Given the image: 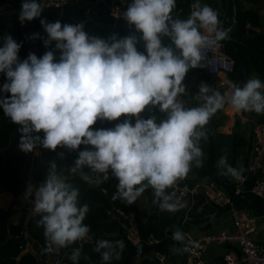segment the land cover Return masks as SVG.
Returning a JSON list of instances; mask_svg holds the SVG:
<instances>
[{"label":"clouds","instance_id":"1","mask_svg":"<svg viewBox=\"0 0 264 264\" xmlns=\"http://www.w3.org/2000/svg\"><path fill=\"white\" fill-rule=\"evenodd\" d=\"M191 8L188 17L181 19L175 11L177 0H129L123 18L134 28L133 34L113 33L108 39L91 35L84 22L42 18L48 37L44 43L56 42L58 58L49 50L39 58L29 53L21 59L22 44L11 34L4 36L0 108L20 126L19 149L31 153L39 145L53 152L65 147L78 150L74 166L66 172L75 174L86 166L97 176L93 179L81 171L82 179L96 185L111 173L118 180L112 200L131 205L151 187L162 210L184 207L173 199L174 191L166 190L187 178L194 166H203L201 140L208 139L211 117L226 105L237 113L264 114V81L256 76L242 86L230 82L223 94L201 83L196 99L202 102L185 106L181 97L187 92L185 78L190 69L212 64L207 53L231 32L210 5L195 0ZM43 10L42 0H22L19 21L41 18ZM164 37L170 44L163 43ZM37 38H42L40 33L30 37ZM148 106L158 108L166 118L158 119L154 113L142 116ZM121 117L113 127H93L98 121ZM81 145L86 147L81 149ZM218 164L226 169L221 175L243 179V169L232 167L226 156ZM33 195V211L41 217L37 226L44 228L45 251H58L88 235L84 220L89 205L80 204V189L57 171L55 161L35 191L28 185L25 199ZM184 238L180 231L173 235L176 241ZM123 248V240L102 239L95 250L107 249L102 258L110 261L113 255L119 259ZM78 256L79 251L72 259Z\"/></svg>","mask_w":264,"mask_h":264},{"label":"crops","instance_id":"2","mask_svg":"<svg viewBox=\"0 0 264 264\" xmlns=\"http://www.w3.org/2000/svg\"><path fill=\"white\" fill-rule=\"evenodd\" d=\"M184 0H177V2ZM22 0H0V43L3 45V37L11 34L13 38L22 44L19 54L27 56L29 53L36 54L46 49L44 40L47 33L40 23V19H47L49 22L60 20L62 23L84 22L85 30L91 32L93 28L105 29L115 28L120 37L133 34L134 29L127 24L124 19L115 20L108 11V6L113 3L129 2V0H107L105 2L94 3L93 0H73L68 5L61 8L44 7L41 18L21 24L19 13ZM202 4L211 3L215 10L223 16L222 25L230 14L234 16L237 11H253L258 15V21L252 23L247 21L245 24L246 35L251 37L264 36V0H202ZM33 33H40L42 38L30 39ZM55 41L52 46L55 49ZM59 56V50L57 58ZM191 71V69H190ZM206 71V70H205ZM207 72V71H206ZM239 73V72H237ZM237 73L230 78L231 83L242 86L246 82L244 71ZM257 75V74H254ZM264 81L263 79H261ZM229 91V87L227 92ZM181 99L185 106H196L199 102L192 98L190 94L182 95ZM143 116V113L141 114ZM166 115L162 116V119ZM134 122V118H133ZM254 122H264V114L255 112H235L231 106L226 105L211 117L208 128V139L205 142L206 154L202 167L192 170L189 179L194 180H213L230 196L235 205L250 216L257 217L259 229L254 237L264 244V201L252 192L255 181L264 174V168L259 172H250L249 163L251 160L254 144L252 124ZM217 134L231 135L230 155L228 163L237 169H243L242 176L246 177L243 191L235 193V185L239 180L230 175H221V171H226L223 166L218 164L217 146L215 137ZM26 193V192H25ZM25 193L13 194L4 192L0 195V205L5 209L12 210L14 223L27 225L30 217L34 214V197L25 199ZM126 204V203H125ZM184 207L177 211L170 212L160 208V201L154 195V190L150 187V192L145 191L135 203L126 206L136 215V223L142 237V242L138 245H131L126 239V228L116 214L113 220L117 223L119 231L117 235L123 240L124 248L127 251L126 257L112 264H159L154 257L156 250L162 251L167 257L168 264H182L185 253L183 244L188 236H196L204 232H217L225 228H230L232 221L229 213V206H217L207 200L203 195H191L184 203ZM166 212V218L171 221L164 234L159 238V243H154L151 239L154 234L156 224L161 220L160 216ZM160 219V220H159ZM159 231V227L156 228ZM180 231L184 235L183 241H176L173 235ZM28 236V233H27ZM33 251L41 264H56L61 261L64 264L66 258L79 251L77 264H96L82 253V245L76 241L58 251H45L36 245L34 239L28 236L25 251ZM232 252L241 261V251L236 244L222 243L213 244L206 252L208 264H225L224 255Z\"/></svg>","mask_w":264,"mask_h":264},{"label":"trees","instance_id":"3","mask_svg":"<svg viewBox=\"0 0 264 264\" xmlns=\"http://www.w3.org/2000/svg\"><path fill=\"white\" fill-rule=\"evenodd\" d=\"M194 2L195 0L177 2V9L175 10L177 16L181 19H186L192 10L191 5ZM207 4L215 9V6L211 3ZM258 18L255 12L242 11L240 9L235 14V20L234 16L230 14L224 21L223 27L226 29L230 27L231 32L229 33V38L221 42L224 44L225 51L234 57L236 72L240 70V64L242 63L243 71L248 79L256 76L264 80V36L251 37L245 34L247 33L245 28L246 22L256 23ZM163 43L166 45L170 44L169 38L164 37ZM0 46H2L1 43ZM49 50L54 51L56 55L58 54V50L50 45L45 50L37 52L36 55L38 58L42 57ZM4 82L5 76L0 74V85ZM204 82L209 85L211 82V77L205 69H191L185 78L187 92L184 95L190 94L195 100L199 92V85ZM187 107L193 106L188 105ZM153 113L157 115L158 119H162V116L166 115L160 113L158 108L148 106L143 116L148 117ZM121 119L123 117L117 121H98L93 127H113ZM19 127V125L12 123L10 118L4 115L3 109L0 108V195L4 192H12L13 194L25 193L29 184L34 186L35 191V187H38L46 178L51 162L55 161L57 171L63 172L66 167L74 166L75 159L78 156V150H71L65 147L58 148L53 152L43 149L39 145L33 152L23 153L18 147L20 136L22 135L19 132ZM231 140V135H216L215 143L218 159L221 156H226L228 159ZM85 147L84 145L80 146L81 149ZM201 147L203 148L205 158L206 145L204 140H201ZM60 153L64 155L61 156ZM194 169L196 170L197 167L194 166ZM81 171L89 174L93 179L96 178L97 174L92 173L85 166L82 170H78L77 173L71 174L68 178V182L80 189V204L87 203L89 205V212L86 215L84 223L89 226L90 241L82 245V253L96 264H112L114 261L120 262L126 257L127 251L125 249L121 251L119 259H116L115 255H113L110 261H104L102 258V252L107 251V249H101L100 252L95 250L97 242L102 239H107L113 243L121 240L117 235L119 228L113 220V216L118 209L129 210V208L124 201L111 199L112 195L117 191L118 180L110 173L109 179L103 181L101 184H88L82 179ZM145 191L150 192V187ZM33 197L34 195L31 196V199ZM166 214V212L161 214V220L159 219L160 221L155 226L153 236L158 239L163 236L164 231L171 224V221L166 218ZM40 218V214L34 213L27 225L23 223L16 224L12 219V210L5 209L0 205V264H41L33 251H25L28 236L34 239L36 245L44 249L47 248L44 228L42 225L37 226V221ZM157 227H159V231L156 230ZM55 247L53 245V249ZM116 250L120 251L118 247ZM64 264H77V262L72 258H66Z\"/></svg>","mask_w":264,"mask_h":264},{"label":"built area","instance_id":"4","mask_svg":"<svg viewBox=\"0 0 264 264\" xmlns=\"http://www.w3.org/2000/svg\"><path fill=\"white\" fill-rule=\"evenodd\" d=\"M73 0H42L43 6L47 8H61L68 5ZM107 0H93L94 3L105 2ZM129 2L113 3L108 6L109 14L115 19H124L123 14L127 9ZM113 33H118L115 28L108 30L93 28L91 35H96L104 39H108ZM208 59L212 60V64L207 65V73L211 77L210 87L218 89L222 94L227 92L230 78L235 75L236 61L232 55L227 53L223 42L220 46L213 48L208 53ZM21 59H26L27 56L20 55ZM202 102V101H200ZM254 144L251 160L249 163L250 172H259L264 168V122H254L252 124ZM246 177L239 180L235 185V193L240 194L243 191V185ZM168 193L175 192L174 200H178L182 204L191 195H203L207 200L217 206H229L231 217V227L225 228L217 232H204L196 236H188L183 244L185 253L182 264H208L206 260V252L213 244L233 243L236 244L241 251V261L243 264H264V244L258 241L254 234L259 229V220L257 217L250 216L235 205L232 196L227 194L218 183L213 180H194L191 181L189 176L183 180L177 181L173 188L166 190ZM252 192L264 201V174H262L252 186ZM117 218L123 222L126 230L127 241L135 246L142 242V237L139 232L136 215L131 210L118 209L116 212ZM154 243H159L160 240L154 236L151 239ZM90 241V235L84 237L78 242L83 245ZM194 241L195 243H191ZM187 249V250H185ZM154 257L159 264H168L166 255L156 250ZM225 264H239V260L232 252H227L224 255ZM56 264H62L57 261Z\"/></svg>","mask_w":264,"mask_h":264},{"label":"water","instance_id":"5","mask_svg":"<svg viewBox=\"0 0 264 264\" xmlns=\"http://www.w3.org/2000/svg\"><path fill=\"white\" fill-rule=\"evenodd\" d=\"M218 14H219V20L222 22L223 16L220 13H218ZM204 69L207 71V66L204 67ZM238 72L239 73H237V76H239L240 78H243L242 75L240 74V73H243V64L242 63L240 64V70ZM66 169H67V167L64 169L63 173H65L67 178H69L71 176V174H68L66 172Z\"/></svg>","mask_w":264,"mask_h":264}]
</instances>
